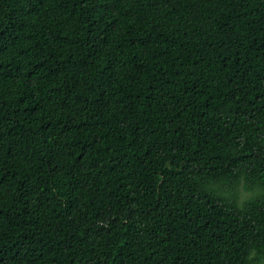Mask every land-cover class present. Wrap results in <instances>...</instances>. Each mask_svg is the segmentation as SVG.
Returning <instances> with one entry per match:
<instances>
[{
	"label": "trees",
	"instance_id": "16d2710c",
	"mask_svg": "<svg viewBox=\"0 0 264 264\" xmlns=\"http://www.w3.org/2000/svg\"><path fill=\"white\" fill-rule=\"evenodd\" d=\"M236 169L264 180V0H0V264H240L264 200L194 179Z\"/></svg>",
	"mask_w": 264,
	"mask_h": 264
},
{
	"label": "clouds",
	"instance_id": "9594fccd",
	"mask_svg": "<svg viewBox=\"0 0 264 264\" xmlns=\"http://www.w3.org/2000/svg\"><path fill=\"white\" fill-rule=\"evenodd\" d=\"M233 176L235 179L230 185L222 179L211 180L200 177L194 179L204 191L210 193L214 198L232 203L233 207L243 215L257 201L264 200V180H253L249 177L247 171L243 169H236ZM237 186L249 193V197L242 202L229 199L234 194L231 190L236 189ZM226 187L229 189L227 196L223 195ZM240 264H264V249H258L254 243L249 242L246 255L242 258Z\"/></svg>",
	"mask_w": 264,
	"mask_h": 264
},
{
	"label": "rangeland",
	"instance_id": "374dc122",
	"mask_svg": "<svg viewBox=\"0 0 264 264\" xmlns=\"http://www.w3.org/2000/svg\"><path fill=\"white\" fill-rule=\"evenodd\" d=\"M248 196V194L247 193H243V197H247Z\"/></svg>",
	"mask_w": 264,
	"mask_h": 264
}]
</instances>
